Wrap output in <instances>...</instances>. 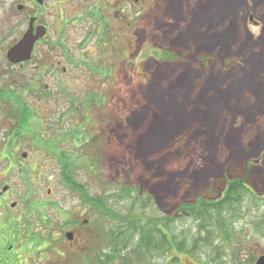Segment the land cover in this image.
<instances>
[{
  "label": "rangeland",
  "instance_id": "1",
  "mask_svg": "<svg viewBox=\"0 0 264 264\" xmlns=\"http://www.w3.org/2000/svg\"><path fill=\"white\" fill-rule=\"evenodd\" d=\"M143 5L146 21L132 13L126 32L132 43L126 54L134 63H113L112 74H90L82 63V78L67 85V79H30V69L25 79H5L0 70L2 89L38 106L28 109L27 123L15 134L9 103L0 99V157H41L29 176L18 168L0 175L1 182L17 183L21 193L12 197L22 210L30 204L26 214L34 229L51 232L52 238L48 232L41 238L52 249L38 250L36 242V264H126L106 252L124 224L121 216L135 214L170 223L166 231L176 243L183 241V251L141 253L138 237L128 230L127 264H250L255 241L264 245V199L257 198L264 190V0ZM50 83L56 90L63 85L67 92L80 91L82 110L69 114L65 97L60 104L37 97ZM34 133L59 134L58 148L50 152L68 155L76 181L102 199L105 211L86 206L78 190L62 184L59 162L34 145ZM97 135V142L90 141ZM45 166L57 168L52 179ZM239 176L252 192L224 210L222 231L215 220L180 211L203 198H221L227 180ZM83 219L89 223L69 241L65 232L78 225L70 222Z\"/></svg>",
  "mask_w": 264,
  "mask_h": 264
},
{
  "label": "flooded vegetation",
  "instance_id": "2",
  "mask_svg": "<svg viewBox=\"0 0 264 264\" xmlns=\"http://www.w3.org/2000/svg\"><path fill=\"white\" fill-rule=\"evenodd\" d=\"M132 5L137 7L136 11H132ZM145 10H147V5H143V0H0V70L3 71L5 79H25L27 76L24 71L30 69V79H67V85L70 79L82 78V70L78 68L82 63L87 68L86 72L90 74H108L110 71L112 74L113 63H134L132 57L129 58L126 54L128 48L132 46L131 38L126 32L131 25L132 13L138 14L143 19L146 14ZM143 20L146 21L145 18ZM26 33H30L33 39L32 46L27 45L31 47L30 52L10 58V50L24 38ZM90 39L91 44L87 43ZM90 46L93 50L89 48ZM138 46L141 45L138 44ZM88 52L91 54H87L86 59L83 56ZM27 54L29 58H24ZM44 87L46 91H37V97H47L54 104H60V100L63 102L65 97L68 100L67 112L78 114L82 99L78 95L80 91L74 89V94L67 92L62 89L63 85L62 90H56L52 83L45 84ZM0 99L9 103L8 114L16 120L13 133L18 134L20 125L27 123L28 109L38 106L32 105L34 103L32 99L30 100L32 104H30L23 95L1 87ZM35 130L39 131V129H34L33 132ZM76 135V129H74L73 136ZM44 136L43 133H34V145L43 148L45 153L54 155L53 158L60 165L59 179L64 186L72 189L64 180V175H70L75 179L71 160L59 149V155L50 152L51 148H58L59 134H53L56 137ZM90 141L97 142L98 135L92 137ZM10 144L12 146L13 142ZM74 144L77 143L74 142ZM13 159L12 156L0 157V163H6L4 167L0 166V169L4 170L0 172V175H6L18 168L21 173L29 176V173L31 171L33 173L35 169L33 164L39 162L41 157L30 158L28 152H24L21 160L14 161ZM45 168L50 170L49 179L57 174L55 166H45ZM66 169L70 170L67 174ZM37 176L39 178L40 175ZM15 185H17L16 182L7 183L0 180V264H36L35 234L40 238L37 242L38 250L52 249V245L46 243V238H41L48 232L46 237L50 239L51 232L45 229H34L31 225L33 219L31 213L26 214L30 204L28 203L26 210H22L20 201L12 197L14 193H21L17 191ZM4 187L7 188L4 189ZM51 193L52 188H49V194ZM261 197L264 199V190L257 198ZM50 204L53 203L50 202ZM85 205L96 209L92 204L85 203ZM58 213L61 215V209H58ZM74 221L70 223L78 225L72 226L65 232L67 239L73 242L77 234L89 223L88 219H83V225ZM36 226L40 225L37 223ZM67 232L72 233V238L67 236ZM255 243L249 260L250 264H258L259 260L264 258V245L259 241ZM37 259L42 262L41 258Z\"/></svg>",
  "mask_w": 264,
  "mask_h": 264
},
{
  "label": "trees",
  "instance_id": "3",
  "mask_svg": "<svg viewBox=\"0 0 264 264\" xmlns=\"http://www.w3.org/2000/svg\"><path fill=\"white\" fill-rule=\"evenodd\" d=\"M66 165L68 166L69 163ZM66 171V174L70 172V170L68 169H66ZM233 178L234 179L232 180H227L228 184L226 185L225 191L223 192L221 198H218L214 201H209L203 198L196 201L195 204H188L179 207L180 211L185 214L195 216L199 218L198 220H215L221 227L220 231H222L225 228V225L221 223L220 220L221 217L225 219V217L223 216L224 210H233V206L235 205V203L240 202L241 198L247 191L252 192L247 185V181L244 177L239 176ZM64 180L69 187L79 191L85 203L92 204L101 212L106 210L102 199H100L99 197L89 196L82 183L76 182V180L73 179L70 175H64ZM106 214L110 215V213L108 212H106ZM118 216L119 215H115L113 217L117 218ZM121 217H124V220H122L124 224L120 226L121 229L116 234L117 236L112 237V240L110 241L112 244V249H110L109 252H106L108 259L121 257L122 262L127 259L126 264L128 263L129 258L124 253V250L129 243L127 232L128 230H130L131 232L133 231V233H135L138 237V242L135 247L139 248L138 250H140V252L149 250V252L152 253L151 255H153L161 251L168 252L173 248H175L177 251H183V241H179L178 243H176L173 233L169 235V233L166 231V229L170 228V223H164L159 219L153 221L143 220L141 217H137L136 214L133 216L125 215ZM125 218H128L129 220L131 219V222ZM35 240L37 242L40 241V238L36 234ZM109 254H113V257H111ZM175 258L177 259L178 255H176ZM104 264H108L107 260Z\"/></svg>",
  "mask_w": 264,
  "mask_h": 264
},
{
  "label": "water",
  "instance_id": "4",
  "mask_svg": "<svg viewBox=\"0 0 264 264\" xmlns=\"http://www.w3.org/2000/svg\"><path fill=\"white\" fill-rule=\"evenodd\" d=\"M251 19H253V16H251ZM32 44H33V39L31 37L30 33H26L25 36H24V38L16 46H14L10 50L9 57L10 58H16L17 55H19V54H24L26 52L29 53L31 47H29V46L27 47V45L32 46ZM24 58H29V55L27 54V56L24 57ZM6 188L7 187H4V189H6ZM66 234H67V236L69 238H72V236H73L71 232H67ZM258 264H264V258H261L259 260Z\"/></svg>",
  "mask_w": 264,
  "mask_h": 264
}]
</instances>
